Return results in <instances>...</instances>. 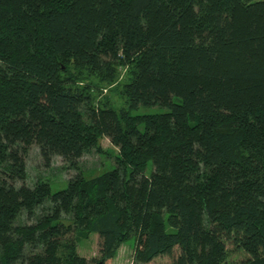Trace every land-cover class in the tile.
Listing matches in <instances>:
<instances>
[{"label": "trees", "instance_id": "16d2710c", "mask_svg": "<svg viewBox=\"0 0 264 264\" xmlns=\"http://www.w3.org/2000/svg\"><path fill=\"white\" fill-rule=\"evenodd\" d=\"M32 147L63 188L27 184ZM130 236L131 264H264V0H0V264H105Z\"/></svg>", "mask_w": 264, "mask_h": 264}, {"label": "rangeland", "instance_id": "374dc122", "mask_svg": "<svg viewBox=\"0 0 264 264\" xmlns=\"http://www.w3.org/2000/svg\"><path fill=\"white\" fill-rule=\"evenodd\" d=\"M124 80V69H118V75L116 82L111 85L103 86L100 89L97 98L106 96L109 102L116 107L122 104L121 99H119L117 94V89H115L116 83ZM162 111L158 107H142L131 109L130 114H146V113H156ZM98 143L101 147L100 152H95L90 150L83 154L81 159L78 162V166L83 175L86 177L96 176L105 170H109L112 167L113 159L111 154L117 153V148L112 146L107 138L103 137L98 140ZM26 167L28 172L27 184L31 186L36 177L39 175H53L54 179L58 182L51 181V186L53 190L63 188L65 184H59L60 180H66L68 173L61 169V160L60 158L54 157L51 162L50 169L48 172L44 173L42 169L38 168L40 162L38 160V151L36 147H32L26 157ZM53 179V178H52ZM134 243V237L130 236L126 242L121 244L112 258L107 260L105 264H131L132 256V247ZM98 245H97V236L93 233H90L86 237L78 239L76 251L80 256H84L86 259L98 256ZM241 254H232L229 256V263L234 264L240 259ZM147 264H170V258L164 256L159 257Z\"/></svg>", "mask_w": 264, "mask_h": 264}]
</instances>
